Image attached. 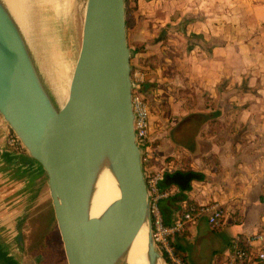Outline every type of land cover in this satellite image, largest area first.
<instances>
[{
    "label": "water",
    "instance_id": "95a60500",
    "mask_svg": "<svg viewBox=\"0 0 264 264\" xmlns=\"http://www.w3.org/2000/svg\"><path fill=\"white\" fill-rule=\"evenodd\" d=\"M130 56L125 0H86L68 97L58 105L19 24L0 0V114L45 172L67 264H129L128 251L142 228L148 264L163 259L152 238L135 139ZM105 169L117 195L92 215Z\"/></svg>",
    "mask_w": 264,
    "mask_h": 264
},
{
    "label": "crops",
    "instance_id": "0c3cea01",
    "mask_svg": "<svg viewBox=\"0 0 264 264\" xmlns=\"http://www.w3.org/2000/svg\"><path fill=\"white\" fill-rule=\"evenodd\" d=\"M215 1L219 0L204 5L205 18L193 29L206 39L214 38L220 28L215 23L221 14ZM260 5L254 4L255 10ZM188 33L187 26L185 32L171 34L170 45L162 48L171 53L165 52L161 64L147 77L154 81L147 94L155 104L150 107V166L202 174L191 181L186 198L165 197L159 203L170 221L186 201L218 200L223 210L219 225L209 224L211 230H207L202 216L175 235L172 243L180 247L188 264H204L200 258L190 259L186 244L209 239L213 242L210 261L220 264L233 235L264 231V40L202 41L198 51L191 48L190 52L183 44ZM254 51H258L255 61ZM193 90L196 107L184 101L194 95ZM13 135L0 114V232L17 237L21 214L44 171L18 140L11 143ZM169 187L178 190L174 184Z\"/></svg>",
    "mask_w": 264,
    "mask_h": 264
},
{
    "label": "rangeland",
    "instance_id": "374dc122",
    "mask_svg": "<svg viewBox=\"0 0 264 264\" xmlns=\"http://www.w3.org/2000/svg\"><path fill=\"white\" fill-rule=\"evenodd\" d=\"M209 2L211 4V0ZM257 2L261 3V9L255 10L254 4ZM85 3L86 0H27L25 6L26 18L35 33L34 45L25 35L24 37L38 72L54 101L46 59L48 57L53 61L56 59L54 64L58 66L62 62V58H60L61 55H57L53 39L44 36L41 30V21L47 19V24L56 23L60 39L67 47L70 57L76 60L81 43ZM216 3H219L221 14L215 23L220 28L214 38L206 39L203 38L201 32H195L193 29L197 30L199 21L205 18L202 12H204V5L205 7L209 6L207 0H125L126 35L131 51L132 93L145 95L150 111L151 105L154 103L147 94V90L141 89L140 83L148 80L147 77L161 64L166 53H171L169 48L162 49L163 46L170 45L168 38L171 34H177L181 29L185 32L188 26V39L185 41L183 38V44L188 46L190 52L191 48L195 52L198 51L199 46L204 45L202 41L219 44L230 38L264 40V0H219L215 1ZM56 6L58 10H56ZM210 7L212 6L210 5ZM47 8L50 10L51 17L46 13ZM230 9L231 11L228 12ZM172 10L173 12L170 14ZM244 25H249V28L245 29ZM257 52H253L254 61L258 55ZM173 65L175 66V64ZM254 66H256L255 62ZM148 81L154 83V81ZM190 87L195 88V86ZM193 92L194 95L184 101L192 103L191 106L196 107L197 96L195 90ZM205 116L202 113V118ZM13 134L11 139L15 138L19 141V145H22L14 132ZM23 149H25L24 146ZM43 173V177H39L35 181L32 198L22 212L16 227L22 235L21 243L12 233L0 232V239L3 241L4 247L15 257L18 264H67L54 218L46 175L45 172ZM202 222L207 230H211L205 218ZM218 231H216L217 234ZM212 247L211 240L197 239L186 244V251L191 260L200 258L199 260L204 264H212L210 261ZM164 261L166 262L165 259ZM165 264L170 263L166 262Z\"/></svg>",
    "mask_w": 264,
    "mask_h": 264
},
{
    "label": "built area",
    "instance_id": "2783aa9c",
    "mask_svg": "<svg viewBox=\"0 0 264 264\" xmlns=\"http://www.w3.org/2000/svg\"><path fill=\"white\" fill-rule=\"evenodd\" d=\"M131 101L135 139L140 148L142 162L147 163L146 166L143 165V170L149 195L152 238L155 247L161 255H166L168 263L188 264L176 253L172 244L173 237L183 232L190 224L196 223L202 216L206 217L212 227L219 225L223 217L222 206L216 199L204 202L186 201L169 222H164L159 201L173 193V188L161 189L158 181L163 177L165 170L172 171L173 169L171 166L151 168L150 162L153 156L149 148L151 129L149 105L142 93H132ZM11 141H14V138ZM220 264H264V231L258 229L233 235Z\"/></svg>",
    "mask_w": 264,
    "mask_h": 264
},
{
    "label": "bare ground",
    "instance_id": "6f19581e",
    "mask_svg": "<svg viewBox=\"0 0 264 264\" xmlns=\"http://www.w3.org/2000/svg\"><path fill=\"white\" fill-rule=\"evenodd\" d=\"M4 2L12 12L26 38L34 45L33 40H35V33L32 30V27L28 19L26 18L25 13L27 0H4ZM56 10H58V8ZM49 11L50 10L47 8L46 13L48 14V16H50ZM51 12H53V10H51ZM46 22H48L47 19L45 21H41V30L43 31L45 37L53 39V46L56 48L57 55H61L60 58H62V62H60L58 66L54 64L56 59L53 61L48 56V58L46 59L48 63L47 70L49 72L51 91L54 95L56 103L58 105H62L68 97L70 80L76 60L70 57L67 47L63 44V40L60 39V34L58 32L56 23L51 22L50 24H47ZM116 195L117 191L114 185L113 178L110 172L105 169L102 171V174L96 185V190L92 197L90 206L91 214H100L101 211L106 207V205L116 197ZM145 231V228H142L130 246V249L128 251L129 264H148V259L146 256ZM165 263L166 262L164 261V259H159L157 264Z\"/></svg>",
    "mask_w": 264,
    "mask_h": 264
},
{
    "label": "trees",
    "instance_id": "16d2710c",
    "mask_svg": "<svg viewBox=\"0 0 264 264\" xmlns=\"http://www.w3.org/2000/svg\"><path fill=\"white\" fill-rule=\"evenodd\" d=\"M126 23H127V19H126ZM140 84L142 86L141 88L142 90H150L152 89V86H154V83L148 80L141 82ZM146 164H147L146 161H143V165L146 166ZM198 177H202V174L192 169H187V170L175 169L172 171L165 170L163 172V177L158 181V186L161 189H165L168 188L170 185L174 184L178 187V190L171 193L167 197H169L170 200L182 199V198L184 199L186 198L185 191L190 189L191 181ZM159 207L161 211L162 209L160 203H159ZM162 217L164 222L166 223L169 222V220L165 218L163 215ZM172 244L174 246L176 253L182 259L185 260V256L181 251L180 247L174 242ZM162 257L168 262L166 255H162ZM0 264H18L17 260L11 254H8L7 249H5L1 241H0Z\"/></svg>",
    "mask_w": 264,
    "mask_h": 264
},
{
    "label": "flooded vegetation",
    "instance_id": "af4514ba",
    "mask_svg": "<svg viewBox=\"0 0 264 264\" xmlns=\"http://www.w3.org/2000/svg\"><path fill=\"white\" fill-rule=\"evenodd\" d=\"M18 235V234H17ZM8 254H10V253H8ZM12 255V254H11ZM15 258V257H14Z\"/></svg>",
    "mask_w": 264,
    "mask_h": 264
}]
</instances>
